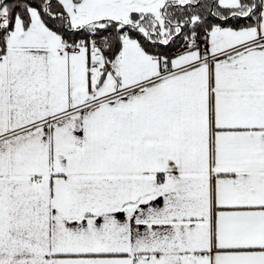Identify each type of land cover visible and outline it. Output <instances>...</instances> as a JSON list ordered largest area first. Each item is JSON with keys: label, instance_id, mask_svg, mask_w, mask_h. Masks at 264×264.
Listing matches in <instances>:
<instances>
[{"label": "snow or ice", "instance_id": "snow-or-ice-1", "mask_svg": "<svg viewBox=\"0 0 264 264\" xmlns=\"http://www.w3.org/2000/svg\"><path fill=\"white\" fill-rule=\"evenodd\" d=\"M0 264H264V0H0Z\"/></svg>", "mask_w": 264, "mask_h": 264}]
</instances>
